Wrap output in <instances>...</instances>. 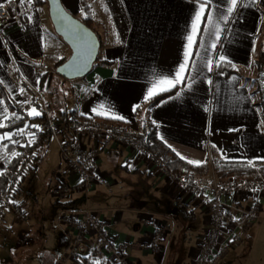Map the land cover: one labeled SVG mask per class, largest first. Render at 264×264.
<instances>
[{"label":"crops","instance_id":"obj_1","mask_svg":"<svg viewBox=\"0 0 264 264\" xmlns=\"http://www.w3.org/2000/svg\"><path fill=\"white\" fill-rule=\"evenodd\" d=\"M60 1L69 13L80 16V0ZM200 2L87 0L101 41V59L86 77L68 81L70 96L64 104L78 127L96 123L129 137L150 127L157 140L184 163H207L209 177L215 179L214 163L219 161L264 163L262 110L251 80L258 50L264 44V0H238L239 7L231 17L227 16L228 0H209L189 46ZM0 3L8 14L0 25V86L28 118L40 117L29 115L33 108L41 112L48 107L50 97L39 91L40 78L69 49L55 34L48 13L35 8L33 1ZM222 17H227V23ZM186 48L191 55L181 73L184 79L174 87L161 85L166 91L157 88L154 97L176 91L147 109L144 97L148 90L159 80L176 79L186 60ZM220 56L225 60L217 67ZM208 60L213 61L211 71ZM0 101V121L6 127L11 114L1 95ZM60 114L50 112L57 118ZM5 133L12 138L0 140V178L9 174L20 148L28 145L27 141L16 143L15 132H0V136ZM70 141V126L62 125L47 148L27 160L28 174L18 196L20 214L8 215L0 228V264H56L75 232L64 218L85 212L105 225L112 244L127 245L128 264H178L183 254L185 264H190L208 225L203 206L188 201L185 193L139 162L131 151L93 137L84 142L88 151L95 152L94 182L84 187L60 157L61 148ZM60 183L69 185L71 191L56 198L51 191ZM228 202L250 204L251 197L237 192ZM182 206L187 216L179 214ZM232 223L229 220L227 227ZM155 234L159 240L152 248ZM97 248L96 232L88 227L80 243V260L114 264L109 254ZM240 248L234 246L222 263L243 256Z\"/></svg>","mask_w":264,"mask_h":264},{"label":"built area","instance_id":"obj_2","mask_svg":"<svg viewBox=\"0 0 264 264\" xmlns=\"http://www.w3.org/2000/svg\"><path fill=\"white\" fill-rule=\"evenodd\" d=\"M8 18L4 7L0 8V25ZM261 90L264 89L260 84ZM47 117L48 126L52 135H57L64 124L63 120L51 116L47 109L43 110ZM71 141L60 150V157L65 167L71 173L77 175L81 185L89 187L93 184V175L91 169L94 165V154L86 149L85 139L88 133L93 137L101 139L104 142L115 144L131 151L139 162H142L148 168L154 169L158 175L168 183L173 184L190 202H197L203 206L208 215V225L202 232L197 244V253L190 264H219L225 256L236 245H242L246 239L249 229L260 219L262 206L260 200L255 196L264 193V185L251 184L247 186L244 183L236 181L233 177L223 180L212 179L205 184H199L190 181L183 176H177L170 172L163 161L156 157L147 146L145 141L125 137L122 134L115 133L110 129L97 128L93 124L85 127L71 126ZM42 128L38 127L33 139L38 137ZM24 134V133H23ZM38 153L28 154L22 152V160L17 168L7 175V181L4 193L0 196V228L8 215H19L18 196L26 181L28 174L27 160L29 157L36 156ZM71 187L65 183L55 186L51 194L58 198L68 195ZM241 192L251 197L250 204L228 202L229 196ZM232 219L231 228H228L229 219ZM77 232L67 249L63 260L73 259L80 263V243L82 230L91 227L97 235V251L106 252L113 259L114 264H128L125 256L127 245L112 244L106 234V227L103 223L97 222L94 217L86 213L77 220ZM222 239V240H221ZM158 234H155L151 241L152 248L158 243ZM62 260V259H61Z\"/></svg>","mask_w":264,"mask_h":264},{"label":"trees","instance_id":"obj_3","mask_svg":"<svg viewBox=\"0 0 264 264\" xmlns=\"http://www.w3.org/2000/svg\"><path fill=\"white\" fill-rule=\"evenodd\" d=\"M34 1L36 5L39 7H43V6L47 7V3L45 0H34ZM81 7L83 10V13L85 14V17L79 20L82 21L91 30H93L97 34L100 40V37L97 31L93 27L92 15L90 13V10L85 0H81ZM74 16L76 18L78 17L77 14H75ZM98 57H99V54H98ZM98 57L94 65L97 63ZM65 60H63L61 63H63ZM61 63H58L55 66V68ZM256 66H257L258 72H260L264 68V53L260 52L259 50L257 53ZM230 72H233V70ZM42 80H43V77H42ZM175 91L176 89H172L170 91L161 93L160 95L152 98L151 100L145 103L146 108L147 109L153 108L160 101L174 94ZM0 95L4 99L10 111V114H11V118H10L8 125L5 128L0 129V132L16 131L20 128L25 127V125H28L29 123H37L38 126L42 128L41 134L38 137H36L33 140V142L28 143V145L26 144L23 148H20V154L18 157L19 161H14V166L10 169V172H12L17 168L18 164L22 160H24V158L22 157V152H26L30 155L33 154L34 152H37L38 154L41 153L43 150L47 148L53 135L48 126L47 117L45 115L30 119L23 112L22 107L14 103L1 86H0ZM263 106H264V102H263ZM58 110L61 113L60 118L64 121L65 126L67 127L71 126L74 123L73 118L71 116L72 113H67L65 104H63L61 108H58ZM14 115H17V118H14ZM139 139L141 141H145L148 145V149L156 157L160 158L163 161V163L167 166V168L177 176H183L193 182L194 177L192 174H190V172H193L195 175L196 174L197 175L199 174L207 175L209 172V165L207 163H204L200 166H192L178 159L170 150H168L162 143H160L157 140L155 131L152 130L150 127L143 129V132L140 135ZM30 158L32 157L30 156L29 159ZM214 171L219 180H223L228 177H233L236 181L244 183L247 186H250L253 182H256L258 180L259 181L264 180V163L245 164V163H228V162L219 161V162L214 163ZM6 181H7V176L0 178V185H1L0 194L1 195L5 191ZM179 214H181L182 216L183 215L187 216L186 208L184 206L180 208ZM189 216H190V213H189Z\"/></svg>","mask_w":264,"mask_h":264},{"label":"rangeland","instance_id":"obj_4","mask_svg":"<svg viewBox=\"0 0 264 264\" xmlns=\"http://www.w3.org/2000/svg\"><path fill=\"white\" fill-rule=\"evenodd\" d=\"M33 1V6L35 8H37L38 10H40L41 12H43V14L45 13V15L47 14V7L43 6V7H39L36 5L35 1ZM85 2L87 3V0H85ZM80 5H81V0H80ZM88 5V3H87ZM37 10V11H38ZM85 17V14L83 13L82 7H81V14L80 16L78 15V19H83ZM94 27V25H93ZM95 29V28H94ZM263 41L264 36H261ZM103 44V43H102ZM263 51H264V44H263ZM69 50H65V53L61 55V57L56 58V64L53 65V69L46 73L45 75H43V80L42 77L40 78V87H39V91L42 93V95H46L48 96L49 100H48V104L46 107L47 111L52 112L54 115L55 113L59 112L58 108H61L62 105L66 102L67 98L70 96V82H68L67 80L61 78L60 76H58L55 71L54 68L58 63H61L63 60L67 59L69 56ZM100 57H98L97 63L100 62ZM96 63V64H97ZM252 80V85L254 86V92L257 95V103L258 106L261 107L262 110V121L264 123V109H263V102H264V89L261 90V86L260 84H263L264 87V76L262 74V70L260 72L257 71V68L255 70L254 76L251 79ZM256 89V90H255ZM26 99V98H25ZM23 97L24 100V104L26 106V100ZM66 106V105H65ZM44 107V109H45ZM29 109V107H26ZM40 116H44L43 114V109L41 110ZM64 122V121H63ZM88 123H85L82 127H85L86 125H88ZM93 124L94 126H96L97 128H101L103 130L108 129L106 127H103L102 125L96 124V123H90ZM65 126V124H63ZM74 127H78L76 124H73ZM38 124L37 123H29L28 125H25V127L20 128L16 131H12L15 132L16 134V143L18 142H22V141H27L28 143L33 142V138L36 134V130L38 128ZM71 128V126H70ZM22 131V134H21ZM24 133V134H23ZM116 133V132H115ZM120 134V133H119ZM123 135V134H122ZM141 135V134H140ZM140 135H136L134 137H129L124 135L125 137H129V138H133V139H137L141 142V140L139 139ZM93 137V135H90L88 133V137L86 138H91ZM95 138V137H93ZM98 139V138H95ZM18 140V141H17ZM101 140V139H100ZM104 142V141H103ZM148 146V145H147ZM93 154L95 152H92ZM38 155V154H37ZM95 156V155H94ZM19 154L16 155V157L14 158V161H19ZM170 171V170H169ZM171 172V171H170ZM215 173V171H214ZM190 174L193 175L194 177V181L195 183H199V184H205L210 182L213 179V176L211 175V177H209V172L208 174H199V175H195L193 172H190ZM189 174V175H190ZM216 176V174H215ZM210 178V180H208ZM216 180H219L217 178V176L215 177ZM261 184L264 185V180L262 181H256L253 182L252 184ZM256 198H258V200H260L261 202V206H262V211L260 213V219L254 224V226H252V229L250 231V241L248 242L247 239L244 241L243 245H241L240 251L242 252L243 256H239L236 260L233 258H230V262H232L233 264H264V205L262 204V198L264 197V193L260 196H255ZM86 213L89 212H85L83 213L80 217H75L73 218V216H71L72 214H67L66 218H64L65 223L70 224L71 226H73L74 228V233L71 236V241L69 243V245L71 244V242L74 240V237L78 234L77 232V220L80 219L82 216H84ZM91 214V213H89ZM77 218V219H76ZM229 220H232L231 218ZM256 226V227H255ZM88 228V227H87ZM86 228V229H87ZM91 228V227H90ZM85 228L82 230V233L80 234L81 236V241H82V237H83V233L86 230ZM246 241L248 243H246ZM68 245V247H69ZM236 246V245H235ZM68 249V248H67ZM67 250L64 252L63 256L66 255ZM185 253V250H184ZM248 253V254H247ZM247 254V255H246ZM63 256H61L58 260V262L56 264H91L88 261L85 260H80L81 262L78 263V261H76L75 259H73V257L71 256L69 259L67 260H63ZM62 259V260H61ZM178 264H185L186 263V258L184 256V254L181 256V260L178 261Z\"/></svg>","mask_w":264,"mask_h":264},{"label":"water","instance_id":"obj_5","mask_svg":"<svg viewBox=\"0 0 264 264\" xmlns=\"http://www.w3.org/2000/svg\"><path fill=\"white\" fill-rule=\"evenodd\" d=\"M45 1L52 28L70 51L68 58L55 68V73L67 81L86 77L99 54L97 34L69 13L60 0Z\"/></svg>","mask_w":264,"mask_h":264},{"label":"snow or ice","instance_id":"obj_6","mask_svg":"<svg viewBox=\"0 0 264 264\" xmlns=\"http://www.w3.org/2000/svg\"><path fill=\"white\" fill-rule=\"evenodd\" d=\"M9 2H12V0H9ZM32 0H27V3L31 4ZM19 3L23 4L25 3V0H19ZM209 5V0H201L200 2V6L198 8V10L195 13L194 19L192 21V34H190L188 36V45L191 46L194 43V37L195 35L198 33L199 31V26H200V21L202 20L204 14H205V8L206 6ZM228 8H227V16L231 17L232 14L234 13V11L239 7V3L238 0H228ZM4 7V5L2 3H0V8ZM224 19V22L227 23V17H222ZM208 20L211 21L212 20V14L209 12L208 13ZM215 37L216 40L219 41L221 39V32H220V28L217 26L216 27V32H215ZM213 48L216 47V44L214 43L212 45ZM186 60L184 62V64H182L180 66V69L177 71L176 74V79L175 80H159L156 84L153 85L152 88H150L148 90L147 95L144 97L145 101H149L151 100L155 95H157V88H159V90L161 92L166 91L168 89L161 87V85H169L170 87H174L175 84L177 82H180L184 79V77L181 75V73H183L186 70V67L188 65V59L187 57H189L191 54L187 52V48H186ZM225 60L224 56H220L219 57V61L217 62V64L215 66H220V62H223ZM208 64V68L209 71H211L213 69V61L212 60H208L207 62ZM21 92H23V89H21ZM0 103H3V101H0ZM135 110V109H134ZM29 115H40L39 112L36 111V109H32L29 112ZM4 119H7V117L5 116ZM5 124L3 123V121H0V129L4 128ZM229 131H235L234 129H230ZM22 134V131H21ZM5 138L11 139V135L5 133L4 135L0 136V140H3ZM181 159H183V157H181ZM189 163H199V162H193V161H189Z\"/></svg>","mask_w":264,"mask_h":264},{"label":"flooded vegetation","instance_id":"obj_7","mask_svg":"<svg viewBox=\"0 0 264 264\" xmlns=\"http://www.w3.org/2000/svg\"><path fill=\"white\" fill-rule=\"evenodd\" d=\"M259 51L264 53V51H263V45L261 46V48L259 49ZM256 68H257V66H256ZM262 74L264 76V68L262 69ZM222 261L219 264H233L232 262L222 263Z\"/></svg>","mask_w":264,"mask_h":264}]
</instances>
